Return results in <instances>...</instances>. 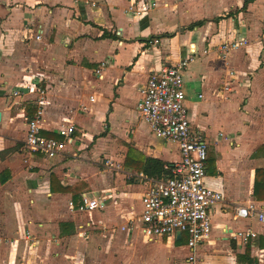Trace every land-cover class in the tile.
Wrapping results in <instances>:
<instances>
[{
  "label": "crops",
  "instance_id": "0c3cea01",
  "mask_svg": "<svg viewBox=\"0 0 264 264\" xmlns=\"http://www.w3.org/2000/svg\"><path fill=\"white\" fill-rule=\"evenodd\" d=\"M139 1L0 0V264H187L185 242L144 235L152 178L125 163L129 149L180 162L178 145L157 138L137 105L150 74L192 46L186 106L208 144L206 183L224 194L198 255L264 264V223L236 219L239 206L264 212V0H155L136 17L129 9ZM241 38L247 46L218 51ZM32 81L48 90L42 136L62 140L59 129L77 127L56 159L24 154L35 105L12 91ZM84 195L105 207L82 211ZM249 230L258 236H234Z\"/></svg>",
  "mask_w": 264,
  "mask_h": 264
},
{
  "label": "built area",
  "instance_id": "2783aa9c",
  "mask_svg": "<svg viewBox=\"0 0 264 264\" xmlns=\"http://www.w3.org/2000/svg\"><path fill=\"white\" fill-rule=\"evenodd\" d=\"M157 6L155 0H141L130 6L136 17L150 12ZM41 34L36 39L41 40ZM248 45L246 38L225 40L219 47L221 54ZM207 53V51H205ZM199 57L196 46L190 47L189 54L175 65L165 66L153 71L142 99L137 105L141 118L150 126L153 134L166 142L179 147L181 160L172 167L166 166L171 175L163 179H146L148 188L142 197L143 210L139 217L142 231L149 241L167 239L182 242L186 236V247L190 254L187 264H203L198 249L205 244L213 230L212 212L224 200L222 191L207 185L208 144L200 131L194 130L186 106L185 71ZM106 63L96 70L99 78ZM15 97H25L36 107L34 116L27 119L25 157L40 155L49 159L61 157L67 145L74 142L77 127L68 123L59 129L62 140L42 136L45 107L48 104V90L39 82H27L12 91ZM94 101V98H91ZM104 198L83 196L81 209L84 212L102 209ZM73 209V202H69ZM257 218L264 223V212L254 205L239 206L236 219ZM181 234L178 240L177 235ZM235 237L256 238L252 230L239 231Z\"/></svg>",
  "mask_w": 264,
  "mask_h": 264
},
{
  "label": "trees",
  "instance_id": "16d2710c",
  "mask_svg": "<svg viewBox=\"0 0 264 264\" xmlns=\"http://www.w3.org/2000/svg\"><path fill=\"white\" fill-rule=\"evenodd\" d=\"M198 24L200 23H196L195 25ZM28 108L30 115L34 116L36 107L34 108L33 106L29 105ZM53 138L58 139V137L55 136H53ZM125 164L128 168L142 171L146 176L156 180L163 179L171 175L170 170L166 169V164L163 161L147 158L135 149H129ZM167 166L171 167L170 165ZM258 172L262 173L263 171H257V174ZM257 182L258 181H256V188Z\"/></svg>",
  "mask_w": 264,
  "mask_h": 264
},
{
  "label": "rangeland",
  "instance_id": "374dc122",
  "mask_svg": "<svg viewBox=\"0 0 264 264\" xmlns=\"http://www.w3.org/2000/svg\"><path fill=\"white\" fill-rule=\"evenodd\" d=\"M24 154H25V145H24ZM141 210H142V208H141ZM185 240H186V236H185V239L182 241V242H185ZM179 245V244H178ZM177 245V246H178ZM176 246V245H175ZM184 249H186L185 247H184ZM185 251H187V249L186 250H184V251H180L179 250V252L181 253V254H183Z\"/></svg>",
  "mask_w": 264,
  "mask_h": 264
},
{
  "label": "water",
  "instance_id": "95a60500",
  "mask_svg": "<svg viewBox=\"0 0 264 264\" xmlns=\"http://www.w3.org/2000/svg\"><path fill=\"white\" fill-rule=\"evenodd\" d=\"M0 117H1V114H0ZM180 237H181V234L179 233V234L177 235L178 240L180 239Z\"/></svg>",
  "mask_w": 264,
  "mask_h": 264
}]
</instances>
